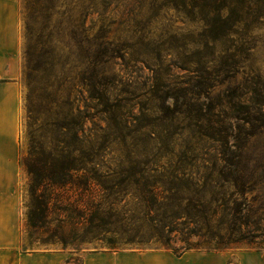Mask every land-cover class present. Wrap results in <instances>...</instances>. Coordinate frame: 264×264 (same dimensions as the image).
Masks as SVG:
<instances>
[{
	"label": "rangeland",
	"instance_id": "374dc122",
	"mask_svg": "<svg viewBox=\"0 0 264 264\" xmlns=\"http://www.w3.org/2000/svg\"><path fill=\"white\" fill-rule=\"evenodd\" d=\"M209 2L60 0L54 16L35 18L20 0L21 158L32 145L57 154L65 144L74 150L83 142L103 170L139 159L194 165L186 173L198 180H258L244 193L225 186L206 197L248 209V216L237 213L238 226L263 235L220 250L204 245L207 235L192 236L195 248L182 253L180 239L112 249L103 241L79 244L68 234L63 248L53 237L57 221L49 231L29 227V176L22 166L24 251L61 252L64 264H157V254L159 264H171L169 256L176 264H264V128L235 119L245 110L240 100L251 104L250 85L264 93V0L234 3L245 8L232 14L231 32H220L217 42L210 39L211 17L196 7ZM218 131L239 140L231 136L225 144L205 134ZM227 161L245 169L225 177L199 168Z\"/></svg>",
	"mask_w": 264,
	"mask_h": 264
},
{
	"label": "trees",
	"instance_id": "16d2710c",
	"mask_svg": "<svg viewBox=\"0 0 264 264\" xmlns=\"http://www.w3.org/2000/svg\"><path fill=\"white\" fill-rule=\"evenodd\" d=\"M239 1L247 3V0H210L207 5L196 6L201 12L206 10V17H211L207 22L211 41L217 42L220 32H231L228 23L232 14H240L245 8L234 7ZM59 3L60 0H25V9L31 17L49 18L58 13ZM212 21L217 23L211 24ZM26 25L28 30L27 22ZM257 86H247L253 94L252 105L240 100L238 105L245 110L238 109L235 116L237 121L254 130L264 128V93ZM205 134L218 137L225 144L231 136L239 140L227 132ZM40 144L39 147L32 145L27 156L21 158L29 176L27 222L30 228L49 231V225L57 221L53 237L59 239L63 248L69 244L68 234L77 238L79 244L103 241L112 249L144 248L153 243L171 246L175 239H180L185 243L182 253L195 248L190 242L192 236L207 235L204 245L220 250L263 235L238 226L241 218L237 213L248 216V209L241 211L234 203L232 206L218 201L219 198L206 197L225 186L244 193L258 186V180H198L186 173L194 165L158 164L139 159L123 160L113 168L106 165L103 170L89 152L85 153L83 142L74 150L65 144L67 149L57 154ZM200 167L222 174L227 172L225 177L245 169L239 161Z\"/></svg>",
	"mask_w": 264,
	"mask_h": 264
},
{
	"label": "crops",
	"instance_id": "0c3cea01",
	"mask_svg": "<svg viewBox=\"0 0 264 264\" xmlns=\"http://www.w3.org/2000/svg\"><path fill=\"white\" fill-rule=\"evenodd\" d=\"M19 4L20 0H0V264H64L61 252H30L21 246V198L17 189L23 174L17 81L22 59ZM160 256H156L157 264ZM170 259L176 264L175 258Z\"/></svg>",
	"mask_w": 264,
	"mask_h": 264
}]
</instances>
